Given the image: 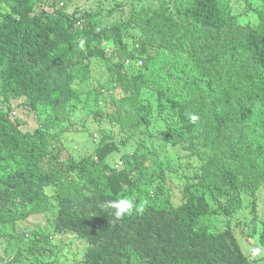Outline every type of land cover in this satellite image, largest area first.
<instances>
[{
    "label": "trees",
    "instance_id": "trees-1",
    "mask_svg": "<svg viewBox=\"0 0 264 264\" xmlns=\"http://www.w3.org/2000/svg\"><path fill=\"white\" fill-rule=\"evenodd\" d=\"M57 1L46 11L40 0H8L0 16V236L45 216L54 234L85 239L77 264H253L232 219L248 207L245 193L264 184L257 134L264 130V6L248 2L241 15L237 0H115L121 10L110 7L107 20L109 0L69 12ZM245 15L257 17L245 23ZM126 37L136 44L131 51ZM94 62L109 69L106 85L123 93L116 118L134 100L135 127L162 123L157 138L187 144L191 155L201 136L211 143L209 158L184 176L179 204L168 177L173 164L155 145L141 143L144 151L123 152L114 164L120 147L102 135L92 153L77 157L51 132L63 127L59 113L40 116L33 132L14 117L21 98L38 113L65 110ZM121 200H132L134 211L118 219ZM26 235L31 245L11 263L53 252L44 246L49 235Z\"/></svg>",
    "mask_w": 264,
    "mask_h": 264
},
{
    "label": "rangeland",
    "instance_id": "rangeland-1",
    "mask_svg": "<svg viewBox=\"0 0 264 264\" xmlns=\"http://www.w3.org/2000/svg\"><path fill=\"white\" fill-rule=\"evenodd\" d=\"M66 1V0H61ZM92 3L97 0H91ZM119 5H122L126 0H116ZM235 1V0H234ZM241 9V15L245 14L248 2H256V5H263L264 0H237ZM41 6L47 10H51V4L54 0H40ZM91 3V2H89ZM150 0H143L142 4L148 6ZM88 4V3H87ZM87 4L83 5L86 9ZM56 7L58 9L67 10L76 7L75 1L69 0V5L64 2L57 1ZM105 14L107 20L108 11L110 7H115L117 10H121L117 7L115 0H109L105 5ZM10 4L8 0H0V16L3 11H8ZM119 13H117L118 15ZM257 16L245 15L242 19L245 23L249 19H255ZM128 45V51H131L136 45L134 41L126 37ZM125 48V47H124ZM126 51V50H125ZM126 51L128 55L129 52ZM138 54L140 49L137 50ZM135 60L127 59L128 63H133ZM143 63L142 59H138L137 63L133 65V69ZM161 62H158L159 66ZM92 71H90L89 77L85 79L81 84L79 98L72 101L71 105L64 109H53L49 106H42V108H48L46 112L43 109L40 112H35L29 107L23 105L24 98L15 99L14 105V117H17L24 121L21 128L24 131L33 132L36 130L41 122L40 116L52 117L56 114H60V120L63 122V130L59 127L54 128L51 132L60 133L59 141L67 147L77 157L92 153L99 143L100 138L106 135H110L111 139L117 143L120 149L114 152L111 156V163L120 164L121 155L123 152L132 153L138 149L139 152L144 151V146H140L141 143H148L150 146L155 145L160 151H163V155H167L172 162V172L169 173V182L174 186V202L179 204L181 195L180 190L183 187L185 180L184 176L188 173H192L194 170H198L203 164L204 160L209 158L213 153L211 143L206 139V136H201L196 140V150L198 155H191V151L185 146L174 147L172 144H167L159 136L158 130L163 129L162 123L154 122L150 125L143 124L140 128L135 127V105L134 100L130 104L124 103L129 106V113L123 118H116V110H122L121 101L123 99V93L121 91L112 90V85L107 86L108 80L111 78V74L108 68L104 65L100 66L98 62L91 64ZM165 72V71H163ZM156 78H160L158 75ZM264 108V104H263ZM128 110V109H125ZM99 112V114L97 113ZM103 117V118H102ZM256 120L261 123L259 116H256ZM260 128V127H259ZM258 128V129H259ZM61 131V132H60ZM263 129L260 128L257 133L262 141ZM153 134L156 140H151L149 135ZM67 155L64 153V156ZM50 190V188H48ZM247 197L245 204L248 206L243 209L232 219V225L238 232V236L241 241L243 251L252 258L253 264H264V243L261 241V236L264 230V184L255 192V194L245 193ZM254 208V211H253ZM223 221H226L224 217ZM221 227H225L222 223ZM4 230L3 228H1ZM39 231L51 237V242L44 245L48 249H52L51 254H47L45 257H41L39 260H35L31 257V254L25 253L23 256V264H40L41 262L54 261V264H77L83 261L81 255L82 249L85 247V239H81L74 232L63 231L59 234H54L53 227L49 223L45 216L30 217L24 222H18L14 231L11 233L5 231L0 236V264H14L11 263L16 252L21 247L26 249L31 245L30 239L27 237V232ZM23 234L26 235L24 241L22 240ZM36 261V262H35ZM16 264V263H15Z\"/></svg>",
    "mask_w": 264,
    "mask_h": 264
},
{
    "label": "clouds",
    "instance_id": "clouds-1",
    "mask_svg": "<svg viewBox=\"0 0 264 264\" xmlns=\"http://www.w3.org/2000/svg\"><path fill=\"white\" fill-rule=\"evenodd\" d=\"M61 2H64V1H61ZM75 2H76V0H75ZM80 5H82V4H80ZM78 6L79 5L76 4V9H77ZM70 10L73 11L74 8L70 9ZM193 119H196V117H193ZM115 206H116V209H117L116 212H115V215H116V217L118 219L121 218L122 216H124L126 213L130 214V213H132L134 211V204H133L132 200H121ZM136 210L142 211V209H136Z\"/></svg>",
    "mask_w": 264,
    "mask_h": 264
},
{
    "label": "water",
    "instance_id": "water-1",
    "mask_svg": "<svg viewBox=\"0 0 264 264\" xmlns=\"http://www.w3.org/2000/svg\"><path fill=\"white\" fill-rule=\"evenodd\" d=\"M86 0H76V4L80 5V4H84ZM76 9V7H74V10ZM71 11V10H70Z\"/></svg>",
    "mask_w": 264,
    "mask_h": 264
}]
</instances>
